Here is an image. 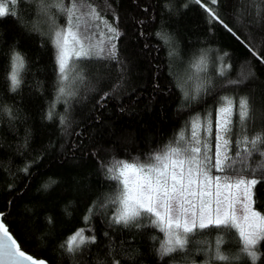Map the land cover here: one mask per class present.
I'll return each instance as SVG.
<instances>
[{
	"label": "trees",
	"instance_id": "obj_1",
	"mask_svg": "<svg viewBox=\"0 0 264 264\" xmlns=\"http://www.w3.org/2000/svg\"><path fill=\"white\" fill-rule=\"evenodd\" d=\"M83 2L119 36L111 41L114 55L73 59L67 82L61 81L54 44L66 17L56 7L42 10L41 0H24L8 5L17 15L0 17V214L10 233L22 250L48 264H186L215 251L221 239L222 251L239 253L235 229L209 227L188 234L183 249L161 256L164 233L148 219L141 217L140 227L113 222L118 206L108 197L118 187L106 178V166L137 158L147 163L169 142L190 135L196 114L210 113L215 132L222 96L249 97L255 115L246 131L253 136L264 130V0ZM206 8L215 9L222 23ZM90 31L97 45L110 35L106 28L103 39L101 30ZM161 32L170 37L167 43ZM15 53L24 68L13 91L8 74ZM201 57L203 71L195 67ZM261 160L254 153L249 163L255 168ZM255 178L254 207L264 215L261 171ZM78 230L95 236V243L70 253L67 242ZM257 249L255 264H264V241ZM243 258L240 264H253Z\"/></svg>",
	"mask_w": 264,
	"mask_h": 264
},
{
	"label": "snow or ice",
	"instance_id": "obj_2",
	"mask_svg": "<svg viewBox=\"0 0 264 264\" xmlns=\"http://www.w3.org/2000/svg\"><path fill=\"white\" fill-rule=\"evenodd\" d=\"M23 2L5 0L0 3V17L17 15L15 10L9 12L8 5ZM195 2L200 3L201 0ZM217 2L211 0L212 4ZM48 7H56L66 17L65 27L54 34L62 82L69 80V74L76 67L71 63L73 59L79 62L115 54L111 41L118 38V29L109 24L95 7L89 4L85 10L83 0H70L68 6L65 0H47V3L41 0V9ZM206 11L212 20L222 23L215 9L206 8ZM93 28L101 30L102 39V29L106 28L110 34L107 41L99 45L94 43L92 37L96 32L90 31ZM229 31L232 30L229 28ZM157 35L165 43L170 40L166 33ZM195 67L199 71L205 70V59L201 57ZM230 67L222 66L220 74L224 75ZM23 68V56L15 53L11 57L8 74L13 91L20 85ZM243 82V79L228 81L233 85ZM65 92V87H61L62 96ZM215 112V132L210 113L196 114L189 121L190 135H180L175 142H169L162 150L151 154L147 163H141L137 158L133 162L115 161L106 166V178L115 180L118 187V191L108 197V202L118 206L112 219L114 223L134 224L136 227L141 226L137 223L141 217L148 219L166 235L160 249L161 256L183 249L187 235L197 230L209 227L223 231L235 229L243 245L240 252L229 255L222 251L220 245L224 241L221 239L217 242L213 258L222 264H233L241 255H247L255 264L259 259L257 245L264 241V215L253 207V189L260 182L255 173L261 171L264 178V160L255 168L249 161L254 153L264 157V150L260 147L264 145V130L253 136L246 131L248 121L255 115L249 97H240L237 101L233 97L222 96ZM233 116L238 119L233 121ZM234 128L238 129L235 141ZM237 206L242 212L240 215ZM86 242L95 243V236L85 237L84 230H78L67 242V251L74 252ZM0 264H37L32 255L21 250L3 219H0ZM39 264L45 262L40 260Z\"/></svg>",
	"mask_w": 264,
	"mask_h": 264
},
{
	"label": "rangeland",
	"instance_id": "obj_3",
	"mask_svg": "<svg viewBox=\"0 0 264 264\" xmlns=\"http://www.w3.org/2000/svg\"><path fill=\"white\" fill-rule=\"evenodd\" d=\"M57 49V48H56ZM57 51V50H56ZM57 62H58V59H57ZM216 115V114H215ZM215 119V118H214ZM214 130H215V123H214ZM190 131V130H189ZM198 131H200L198 129ZM201 134V133H200ZM253 207H254V204H253ZM255 209V207H254ZM256 210V209H255ZM237 213L238 215L242 214L239 206H237ZM117 214V212H116ZM263 215V214H262ZM164 233V232H163ZM166 240V235L164 233V241ZM187 240V239H186ZM215 251H208L207 254H204L203 255V258H201L200 260H197V261H192V262H189V263H186V264H222L221 261H218L216 259L213 258V255H214ZM232 254H237V253H232ZM232 254H229V255H232ZM245 258L249 259L250 262L253 263L252 259L250 257H248L247 255H244ZM243 255H241V258L239 260H236L233 262V264H240V262L242 260H244V257ZM243 264V263H242Z\"/></svg>",
	"mask_w": 264,
	"mask_h": 264
},
{
	"label": "water",
	"instance_id": "obj_4",
	"mask_svg": "<svg viewBox=\"0 0 264 264\" xmlns=\"http://www.w3.org/2000/svg\"><path fill=\"white\" fill-rule=\"evenodd\" d=\"M0 219H2V217H0ZM21 250H22V249H21ZM23 251H25V250H23ZM25 252H26V251H25ZM26 254H28V253L26 252ZM33 258H34V257H33ZM34 259L37 260V264H39V261H40V260H43V259H41V258H36V257H35ZM43 261L45 262V264H48L47 261H45V260H43Z\"/></svg>",
	"mask_w": 264,
	"mask_h": 264
}]
</instances>
